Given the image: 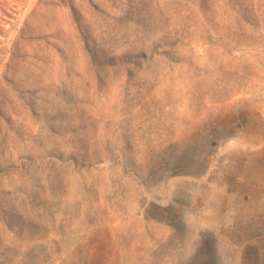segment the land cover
Returning a JSON list of instances; mask_svg holds the SVG:
<instances>
[{"label": "rangeland", "instance_id": "obj_1", "mask_svg": "<svg viewBox=\"0 0 264 264\" xmlns=\"http://www.w3.org/2000/svg\"><path fill=\"white\" fill-rule=\"evenodd\" d=\"M0 264H264V0H0Z\"/></svg>", "mask_w": 264, "mask_h": 264}]
</instances>
